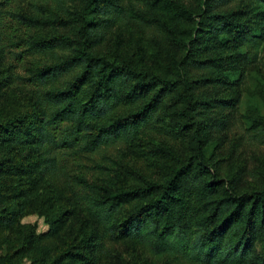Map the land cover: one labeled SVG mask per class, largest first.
Wrapping results in <instances>:
<instances>
[{
	"label": "trees",
	"instance_id": "1",
	"mask_svg": "<svg viewBox=\"0 0 264 264\" xmlns=\"http://www.w3.org/2000/svg\"><path fill=\"white\" fill-rule=\"evenodd\" d=\"M263 44L264 0H0V264H264Z\"/></svg>",
	"mask_w": 264,
	"mask_h": 264
},
{
	"label": "rangeland",
	"instance_id": "2",
	"mask_svg": "<svg viewBox=\"0 0 264 264\" xmlns=\"http://www.w3.org/2000/svg\"><path fill=\"white\" fill-rule=\"evenodd\" d=\"M108 50L110 52L113 51V47L109 48ZM260 58H261L260 59L261 62L264 61V44H263L262 49H261ZM100 153H101V151L94 154V158L100 159L101 158ZM22 222L34 224L37 232H44L48 228L47 224L44 222L43 217H40L36 214H30V215L25 216L22 219ZM0 252H2V251H0ZM22 264H28L27 260H24V262Z\"/></svg>",
	"mask_w": 264,
	"mask_h": 264
}]
</instances>
